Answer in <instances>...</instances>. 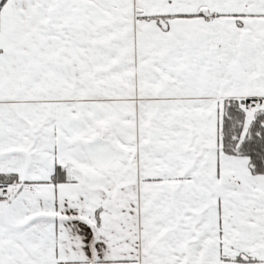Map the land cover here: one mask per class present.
Masks as SVG:
<instances>
[{"label":"snow or ice","instance_id":"obj_1","mask_svg":"<svg viewBox=\"0 0 264 264\" xmlns=\"http://www.w3.org/2000/svg\"><path fill=\"white\" fill-rule=\"evenodd\" d=\"M0 264H264V0H0Z\"/></svg>","mask_w":264,"mask_h":264}]
</instances>
